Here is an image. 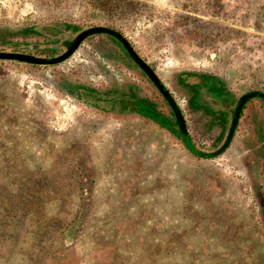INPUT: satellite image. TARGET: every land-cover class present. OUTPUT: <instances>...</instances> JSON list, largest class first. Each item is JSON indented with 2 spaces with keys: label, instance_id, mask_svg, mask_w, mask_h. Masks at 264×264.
<instances>
[{
  "label": "rangeland",
  "instance_id": "374dc122",
  "mask_svg": "<svg viewBox=\"0 0 264 264\" xmlns=\"http://www.w3.org/2000/svg\"><path fill=\"white\" fill-rule=\"evenodd\" d=\"M94 26L121 33L153 68L184 115L186 137L107 35L54 66L0 61V238L12 231L5 205L19 174L44 183L53 167L79 166L91 205L73 248L79 264H99L100 241L122 264H264L263 99L244 105L228 147L211 155L237 100L264 93V0H0V52L50 59ZM109 92L118 96L98 95ZM58 205L49 199L46 212ZM23 222L0 264L40 263Z\"/></svg>",
  "mask_w": 264,
  "mask_h": 264
},
{
  "label": "trees",
  "instance_id": "16d2710c",
  "mask_svg": "<svg viewBox=\"0 0 264 264\" xmlns=\"http://www.w3.org/2000/svg\"><path fill=\"white\" fill-rule=\"evenodd\" d=\"M85 93L79 94L83 96ZM98 95L118 96V93L109 92ZM144 112L148 113V111ZM192 149L193 152L186 148L188 152L198 154L195 147L192 146ZM201 156L204 157L205 155L202 154ZM78 162L82 163L80 158ZM56 172L57 170L53 167L50 172L52 178L44 183L37 175L24 172L19 174L20 186H17L15 193L12 194L6 190L9 193L7 196L9 200L5 205L4 217L5 222L8 224L5 231L10 228L12 231L8 232L7 236L4 233L3 237L0 238V252L6 243H12L19 238L16 231L21 224L22 226L25 225L24 220H28L32 241L39 246L37 252L40 255L38 257L40 263L42 259H45L47 260L45 264H79L73 248L81 231L86 226L90 213L88 178L79 166L71 172ZM24 181L25 184L22 186L21 183ZM73 196L78 201L71 204ZM49 199L56 200L59 203L58 210L54 215L46 212V204ZM99 243L97 244V250L94 252L95 261L99 264H122V258L118 256L111 242L100 241ZM104 244H108V246ZM150 256L154 260L156 253L151 252Z\"/></svg>",
  "mask_w": 264,
  "mask_h": 264
},
{
  "label": "water",
  "instance_id": "95a60500",
  "mask_svg": "<svg viewBox=\"0 0 264 264\" xmlns=\"http://www.w3.org/2000/svg\"><path fill=\"white\" fill-rule=\"evenodd\" d=\"M100 34L107 35L120 44V46L129 56V58L132 60V62L143 72V74L148 78V80L158 91L163 100L167 103L168 107L170 108L173 114L175 124L178 128V132L182 135H186L187 128L184 115L179 106L177 105L176 100L174 99L172 94L164 88L163 83L161 82L160 78L155 73L153 68L148 65L142 58L139 57V55L133 49L129 41L123 35H121V33L108 27L94 26L79 32L72 40L63 42L62 45L64 48V52L57 57L44 59L25 53L0 52V61H12L40 67L58 65L68 60L87 38ZM253 98H261L264 100V93L260 91L247 92L237 100L233 113V118L230 122L226 137L220 147H218L215 151L211 153L212 157H217L228 147L235 132L236 126L238 125L239 117L244 105Z\"/></svg>",
  "mask_w": 264,
  "mask_h": 264
},
{
  "label": "flooded vegetation",
  "instance_id": "af4514ba",
  "mask_svg": "<svg viewBox=\"0 0 264 264\" xmlns=\"http://www.w3.org/2000/svg\"><path fill=\"white\" fill-rule=\"evenodd\" d=\"M71 40H72V39H71ZM65 41H66V40H64V41H62V42H65ZM67 41H69V40H67ZM62 42H61V45L63 44ZM62 47H63V45H62ZM63 52H64V51H63Z\"/></svg>",
  "mask_w": 264,
  "mask_h": 264
}]
</instances>
